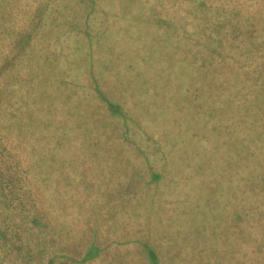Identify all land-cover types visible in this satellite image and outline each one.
Wrapping results in <instances>:
<instances>
[{"label": "rangeland", "instance_id": "rangeland-1", "mask_svg": "<svg viewBox=\"0 0 264 264\" xmlns=\"http://www.w3.org/2000/svg\"><path fill=\"white\" fill-rule=\"evenodd\" d=\"M180 4L57 0L58 30L12 75V111L49 137L63 199L75 198L81 216L106 226L99 240L122 245L109 258L146 264V244L158 264H264L253 241H239V170L213 146L230 99H193L192 83L202 88L207 70L193 59L197 44L183 31L188 3L172 6ZM100 93L120 113L105 110ZM132 125L141 139L138 131L130 137ZM145 182L154 184L152 203Z\"/></svg>", "mask_w": 264, "mask_h": 264}, {"label": "trees", "instance_id": "trees-1", "mask_svg": "<svg viewBox=\"0 0 264 264\" xmlns=\"http://www.w3.org/2000/svg\"><path fill=\"white\" fill-rule=\"evenodd\" d=\"M185 1L183 31L189 33L193 46L197 44L193 59L207 70L201 75L204 86L192 83L191 94L193 99H230L223 107L227 123L218 121L213 146H223L226 166L239 170L234 219L240 244L253 241L264 256V0H177ZM55 3L0 0V71L6 70V78L0 79V264H97L101 260L126 264L106 254L122 246L99 240L97 232L104 234L106 226L94 227L92 219L80 215L75 198L63 199L59 194L54 174L58 166L52 151L45 148L49 137L37 130L34 121L12 111V82L17 83L12 75L28 64L29 52L46 47V36L58 30L56 20L61 15ZM180 11L175 10L176 15ZM104 103L105 110L120 113L115 102ZM258 103L263 106L259 111ZM121 112L135 121L128 110L121 108ZM137 131L141 139L142 132L134 125L130 137ZM229 142L236 148L229 147ZM228 151L239 154L230 157ZM141 190L153 193V182H145ZM157 199L153 193L149 201ZM144 246L145 263L158 264L156 253ZM239 255L246 253L240 250Z\"/></svg>", "mask_w": 264, "mask_h": 264}]
</instances>
